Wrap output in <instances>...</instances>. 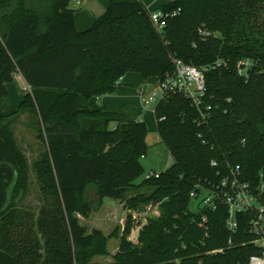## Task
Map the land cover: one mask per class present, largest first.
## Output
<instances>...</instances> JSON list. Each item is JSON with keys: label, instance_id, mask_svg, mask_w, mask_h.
Here are the masks:
<instances>
[{"label": "trees", "instance_id": "trees-1", "mask_svg": "<svg viewBox=\"0 0 264 264\" xmlns=\"http://www.w3.org/2000/svg\"><path fill=\"white\" fill-rule=\"evenodd\" d=\"M72 2L0 0V99L17 74L31 88L19 110L0 109V264H247L259 253L252 215L240 214L232 233L222 201L195 213L191 193L217 189L236 167L254 191L264 183V0H171L159 11L176 15L162 32L142 1L112 2L80 32ZM175 59L207 69L205 119L184 94L166 95L154 112L174 163L137 184L150 151L142 110H92L89 101L116 94L130 73L162 80ZM246 60L253 65L242 76ZM26 110L38 115L47 145L35 164L44 196L37 217L16 206L29 171L5 123ZM105 199L161 209L142 226L138 245L122 241L110 263L94 260L107 255V238L78 218Z\"/></svg>", "mask_w": 264, "mask_h": 264}, {"label": "rangeland", "instance_id": "rangeland-1", "mask_svg": "<svg viewBox=\"0 0 264 264\" xmlns=\"http://www.w3.org/2000/svg\"><path fill=\"white\" fill-rule=\"evenodd\" d=\"M163 1L164 0H161V4L165 3ZM165 1L167 2L170 0ZM16 76L21 79L22 85L17 78H14L13 82L8 84V96L0 99V107L4 111L19 110L24 96L29 92L28 84L24 81L22 76L20 77V74ZM125 79L126 80L121 83L123 85L122 88L118 89L119 92H124V96L116 97L117 94H114L109 97L110 100L116 99L115 105L120 107L132 106L140 108V88L146 89L145 91L147 94L152 89H155L156 79L150 78L143 81L140 75L135 73L127 74ZM108 99L106 100L108 101ZM93 102L97 103L98 107L103 105L96 98L93 99ZM155 107L156 105H152L148 110H142L143 120L148 129L147 144L150 147V151L142 159L145 175L136 182L137 184L142 182L146 174L151 172H165L174 163L167 147L160 141L154 112ZM5 123H10V129L14 132L17 144L26 157L29 171L28 189L26 192L20 193L16 198V206L23 211L34 213L37 217L44 204V196L41 192V185L37 180L35 164L44 159L47 153L46 142L39 139V133L43 131L42 125L34 110L23 111L14 119L5 120ZM145 192H148L146 186L130 191L127 197L132 198L138 193ZM160 215L161 209L159 205L149 204L146 206L139 205L137 207H131L127 202L105 199L102 206L92 211L88 218H84L81 215H78V218L89 231L98 229L107 238V255L96 256L94 260L110 263L113 261L114 255L118 253L122 241L138 245L142 226L149 218H157ZM41 248L43 252V246Z\"/></svg>", "mask_w": 264, "mask_h": 264}, {"label": "built area", "instance_id": "built-area-1", "mask_svg": "<svg viewBox=\"0 0 264 264\" xmlns=\"http://www.w3.org/2000/svg\"><path fill=\"white\" fill-rule=\"evenodd\" d=\"M173 14H166L162 11L151 13L153 25L160 32L166 26V20ZM175 70L173 74L167 75L162 80H156V87L146 94V89H141V110H148L152 105H157L166 95L171 93H182L190 99L193 105L201 111L203 99L206 95V78L207 69H200L192 65L184 63L180 59L174 60ZM220 62H217V66ZM253 63L246 60L239 64V74L246 76L248 70ZM29 87V92L31 88ZM201 116L205 119V114L201 111ZM212 165H216L212 162ZM230 177L225 179L217 189H205L202 194L197 191L191 193V199L194 202L192 211L198 213L202 210H216L217 201H222L228 208L227 228L230 232L236 233L238 229V216L240 214H250V233L254 236L252 244L258 248L259 253L252 255L247 264H264V199L262 192L264 191V183H262L256 191L250 184L241 181L240 168L230 170ZM159 173H148L145 178H158ZM200 188V187H198ZM207 222L206 215L203 216L201 227ZM231 244V242H230ZM223 253V249L210 252V254Z\"/></svg>", "mask_w": 264, "mask_h": 264}, {"label": "crops", "instance_id": "crops-1", "mask_svg": "<svg viewBox=\"0 0 264 264\" xmlns=\"http://www.w3.org/2000/svg\"><path fill=\"white\" fill-rule=\"evenodd\" d=\"M124 1H126V2L142 1L146 5L149 12L152 13L155 11H159L164 5L169 3L171 0L167 1V2L164 0L163 2H165V3H162V4H161V0H73L71 6L75 10V23H76V27H77L78 31L83 32V31L90 29L94 25L97 18L106 12L107 8L109 7V5L112 2H124ZM21 76L22 75L20 74V77ZM15 78H17L21 82V85H22L21 79L17 76H15ZM22 78H23V76H22ZM124 80H126L125 77H123L121 79V83ZM122 86L123 85L121 84L118 89H121ZM7 88H8V84H7ZM140 90H141V88H140ZM116 94H117L116 97H121L122 95L124 96V92L117 91ZM110 96H112V95L103 96L100 98H98V97H94V98H96L98 101H100L103 104L101 107H111V108L120 107L118 105H115L116 99L111 98L114 100H110V98H109ZM94 98L90 99L89 107L92 110H97L101 107H98L97 103L93 102ZM101 98H103V99H101ZM106 99H108V101ZM0 109H1V107H0ZM2 111H4V110H2ZM4 112H6V111H4Z\"/></svg>", "mask_w": 264, "mask_h": 264}, {"label": "water", "instance_id": "water-1", "mask_svg": "<svg viewBox=\"0 0 264 264\" xmlns=\"http://www.w3.org/2000/svg\"><path fill=\"white\" fill-rule=\"evenodd\" d=\"M152 153V152H151Z\"/></svg>", "mask_w": 264, "mask_h": 264}]
</instances>
